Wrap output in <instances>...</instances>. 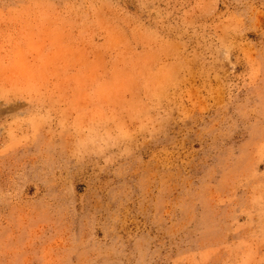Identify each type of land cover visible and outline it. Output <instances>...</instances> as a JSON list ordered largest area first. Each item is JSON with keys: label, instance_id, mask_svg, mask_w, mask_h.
<instances>
[{"label": "rangeland", "instance_id": "rangeland-1", "mask_svg": "<svg viewBox=\"0 0 264 264\" xmlns=\"http://www.w3.org/2000/svg\"><path fill=\"white\" fill-rule=\"evenodd\" d=\"M0 264H264V0H0Z\"/></svg>", "mask_w": 264, "mask_h": 264}]
</instances>
